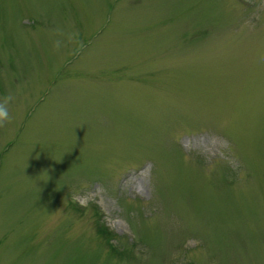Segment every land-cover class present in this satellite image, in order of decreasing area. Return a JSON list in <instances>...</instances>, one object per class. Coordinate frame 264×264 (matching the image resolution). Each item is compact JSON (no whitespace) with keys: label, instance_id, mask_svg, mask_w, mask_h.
I'll use <instances>...</instances> for the list:
<instances>
[{"label":"rangeland","instance_id":"obj_1","mask_svg":"<svg viewBox=\"0 0 264 264\" xmlns=\"http://www.w3.org/2000/svg\"><path fill=\"white\" fill-rule=\"evenodd\" d=\"M8 96L0 264H264V0H0Z\"/></svg>","mask_w":264,"mask_h":264},{"label":"trees","instance_id":"obj_2","mask_svg":"<svg viewBox=\"0 0 264 264\" xmlns=\"http://www.w3.org/2000/svg\"><path fill=\"white\" fill-rule=\"evenodd\" d=\"M98 235H99V238L102 237L103 239H105V243L107 244L106 246L108 247V251L112 254V256L118 257L120 259H123L124 257L127 256L128 251L121 250V249L116 248L115 246H112L109 244L112 240L113 235L106 232L101 227H98Z\"/></svg>","mask_w":264,"mask_h":264},{"label":"clouds","instance_id":"obj_3","mask_svg":"<svg viewBox=\"0 0 264 264\" xmlns=\"http://www.w3.org/2000/svg\"><path fill=\"white\" fill-rule=\"evenodd\" d=\"M12 99L11 96L5 97L3 100H0V126H3L5 122L11 119L8 102Z\"/></svg>","mask_w":264,"mask_h":264}]
</instances>
